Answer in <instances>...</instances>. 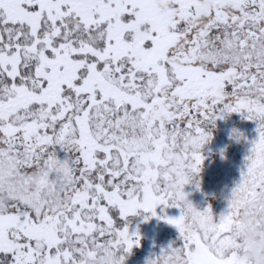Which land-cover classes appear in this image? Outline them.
Wrapping results in <instances>:
<instances>
[{"label":"snow or ice","instance_id":"1","mask_svg":"<svg viewBox=\"0 0 264 264\" xmlns=\"http://www.w3.org/2000/svg\"><path fill=\"white\" fill-rule=\"evenodd\" d=\"M233 112L258 137L215 220L183 189ZM158 206L181 242L147 264H235L264 218V0H0V264H124Z\"/></svg>","mask_w":264,"mask_h":264},{"label":"rangeland","instance_id":"2","mask_svg":"<svg viewBox=\"0 0 264 264\" xmlns=\"http://www.w3.org/2000/svg\"><path fill=\"white\" fill-rule=\"evenodd\" d=\"M223 115L225 118L217 119L215 127L209 125L212 129V138L201 149L205 159L198 173L199 185L188 183L183 189L187 193V200L198 210L203 211L211 206L215 220L226 212L232 189L241 180L242 171L246 170L247 154L242 148L245 140L242 145L237 140V135L243 133L244 139V132L255 124V121L244 117L242 123H239V119L233 118L235 112ZM256 138L253 137L250 143L248 142L250 147ZM156 212L157 216H151L150 213L138 210L136 216L127 218L129 230L139 232L140 244L126 255L124 264H147L150 257L158 256L162 250L168 249L169 245L176 246L181 242L177 228L159 218L166 215L165 208L158 206ZM145 216L150 218L145 220ZM154 224L161 233L156 242L150 239L154 232Z\"/></svg>","mask_w":264,"mask_h":264},{"label":"clouds","instance_id":"3","mask_svg":"<svg viewBox=\"0 0 264 264\" xmlns=\"http://www.w3.org/2000/svg\"><path fill=\"white\" fill-rule=\"evenodd\" d=\"M199 182L198 174L190 176L189 183L199 185ZM232 236L236 246L229 251L234 252L235 264H264V218L257 222L255 216L241 215L233 226Z\"/></svg>","mask_w":264,"mask_h":264},{"label":"trees","instance_id":"4","mask_svg":"<svg viewBox=\"0 0 264 264\" xmlns=\"http://www.w3.org/2000/svg\"><path fill=\"white\" fill-rule=\"evenodd\" d=\"M235 114L236 115L233 118L239 119L240 120L239 123H242L243 115L240 114V113H235ZM254 123L256 124V122H254ZM255 124H254V126L250 127L248 129V131L244 132L245 133L244 134V139H243V133H240L239 135H237L238 136L237 140H239L242 145H243V141L245 140L244 141V146L242 148H243V150H246L245 152L247 154L246 155L247 157L250 155V149H251V147L248 144V142L250 143L251 138L258 137L257 125H255ZM205 150H206V148H205ZM202 153H203V151H202ZM165 213L168 216H179L180 215V209L179 208H174V207H167V208H165ZM134 216H136V215H132V217H134ZM129 217H131V216H129ZM170 225L173 226V227H175L172 224H170ZM153 229H154V232H153V234H151V237L150 236L149 237H150V239L153 242H156L157 241L156 239L161 235V233H159L160 232V229L157 228V225L156 224H154V228Z\"/></svg>","mask_w":264,"mask_h":264}]
</instances>
